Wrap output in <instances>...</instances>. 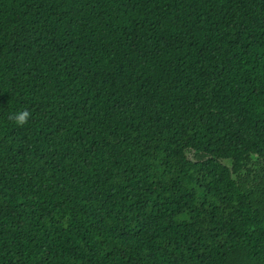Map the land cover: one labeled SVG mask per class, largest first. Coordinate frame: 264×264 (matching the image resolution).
<instances>
[{"label": "trees", "instance_id": "16d2710c", "mask_svg": "<svg viewBox=\"0 0 264 264\" xmlns=\"http://www.w3.org/2000/svg\"><path fill=\"white\" fill-rule=\"evenodd\" d=\"M0 264H264V0H0Z\"/></svg>", "mask_w": 264, "mask_h": 264}, {"label": "clouds", "instance_id": "9594fccd", "mask_svg": "<svg viewBox=\"0 0 264 264\" xmlns=\"http://www.w3.org/2000/svg\"><path fill=\"white\" fill-rule=\"evenodd\" d=\"M30 116L31 113L25 109L10 116V119L14 120L17 125L23 126L28 122Z\"/></svg>", "mask_w": 264, "mask_h": 264}]
</instances>
